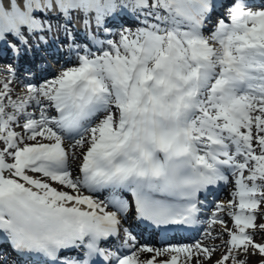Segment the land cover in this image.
<instances>
[{
    "label": "snow or ice",
    "instance_id": "6c2138e0",
    "mask_svg": "<svg viewBox=\"0 0 264 264\" xmlns=\"http://www.w3.org/2000/svg\"><path fill=\"white\" fill-rule=\"evenodd\" d=\"M0 59V264H264V0H0Z\"/></svg>",
    "mask_w": 264,
    "mask_h": 264
},
{
    "label": "rangeland",
    "instance_id": "374dc122",
    "mask_svg": "<svg viewBox=\"0 0 264 264\" xmlns=\"http://www.w3.org/2000/svg\"><path fill=\"white\" fill-rule=\"evenodd\" d=\"M251 264H257V259L253 258L252 261H251Z\"/></svg>",
    "mask_w": 264,
    "mask_h": 264
},
{
    "label": "bare ground",
    "instance_id": "6f19581e",
    "mask_svg": "<svg viewBox=\"0 0 264 264\" xmlns=\"http://www.w3.org/2000/svg\"><path fill=\"white\" fill-rule=\"evenodd\" d=\"M0 61H3V59H0ZM224 194H226V191L224 192ZM219 253H217V257L216 258H219Z\"/></svg>",
    "mask_w": 264,
    "mask_h": 264
}]
</instances>
